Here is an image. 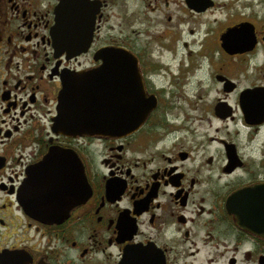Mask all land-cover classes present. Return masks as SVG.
<instances>
[{
  "label": "flooded vegetation",
  "instance_id": "1",
  "mask_svg": "<svg viewBox=\"0 0 264 264\" xmlns=\"http://www.w3.org/2000/svg\"><path fill=\"white\" fill-rule=\"evenodd\" d=\"M227 4L246 11L214 33L206 20ZM258 4L0 0V253L29 264H264ZM120 49L127 59H109ZM80 71L95 97L147 109L144 121L114 134L58 131L61 78ZM53 147L79 158L90 191L66 217L43 220L24 188Z\"/></svg>",
  "mask_w": 264,
  "mask_h": 264
},
{
  "label": "water",
  "instance_id": "2",
  "mask_svg": "<svg viewBox=\"0 0 264 264\" xmlns=\"http://www.w3.org/2000/svg\"><path fill=\"white\" fill-rule=\"evenodd\" d=\"M61 22L58 16L56 31L60 35ZM244 27L230 28L223 39L230 45L244 32ZM62 46V38L59 40ZM66 47L65 44H63ZM114 52L109 59L117 57L127 59V54ZM105 65H112L107 63ZM86 74L82 71L64 74L61 78L62 87L59 93V108L56 124L58 131L69 135L83 134H114L115 131L133 130L144 120L147 109L130 110L128 103H117L106 96L95 97L93 86L85 82ZM114 99V97H112ZM99 100V101H97ZM138 105L136 102L133 106ZM67 148H52L42 161L31 169L30 177L24 188L26 208L36 218L55 220L66 215L71 208L86 199L90 186L79 158ZM60 161V165L58 163ZM39 184V188L34 186ZM54 188H57L56 190ZM52 193V196L49 193ZM56 194V195H55ZM56 199H59L56 202ZM50 202L53 205L50 206ZM30 256L18 251L0 253V264H29Z\"/></svg>",
  "mask_w": 264,
  "mask_h": 264
},
{
  "label": "rangeland",
  "instance_id": "3",
  "mask_svg": "<svg viewBox=\"0 0 264 264\" xmlns=\"http://www.w3.org/2000/svg\"><path fill=\"white\" fill-rule=\"evenodd\" d=\"M248 1V0H247ZM257 2H259V4H258V8H261V7H263L262 5H261V3H262V0H249V3H251V4H254V3H257ZM242 3L240 2V5H241ZM242 6H243V4H242ZM212 10L213 9H215V8H211ZM241 9V11H239L237 14L235 13V9L233 8V6H231V4H227V5H223V6H220V7H217V9L216 10H219V12H216V13H213V15H209V17H208V20H206V24L205 25H207V27L209 28V24H210V26H212V29L210 28V30H212L214 33H215V31L214 30H216L218 27L220 28V27H222L223 26V22H224V20L227 18L226 17V15H231L232 17H236V18H238V16H240V14H241V12L242 11H246V8L244 9L243 7L242 8H240ZM226 12V13H225ZM231 13V14H230ZM228 15V16H229ZM199 17V15L195 18V20L197 21V22H200V19L198 18ZM223 23V24H222ZM198 25L199 24H197V32H199V33H203V30H200V28L198 27ZM218 26V27H217ZM201 28H203L202 27V25H201ZM208 28H207V30H208ZM216 28V29H215ZM218 28V29H219Z\"/></svg>",
  "mask_w": 264,
  "mask_h": 264
}]
</instances>
